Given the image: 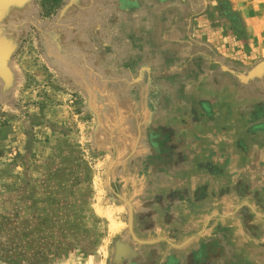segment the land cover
<instances>
[{
    "label": "crops",
    "instance_id": "crops-1",
    "mask_svg": "<svg viewBox=\"0 0 264 264\" xmlns=\"http://www.w3.org/2000/svg\"><path fill=\"white\" fill-rule=\"evenodd\" d=\"M228 1L237 52L218 0H0V72L45 66L131 119L110 264H264V0Z\"/></svg>",
    "mask_w": 264,
    "mask_h": 264
},
{
    "label": "rangeland",
    "instance_id": "rangeland-1",
    "mask_svg": "<svg viewBox=\"0 0 264 264\" xmlns=\"http://www.w3.org/2000/svg\"><path fill=\"white\" fill-rule=\"evenodd\" d=\"M217 10L207 21L234 29L237 52L248 22L228 0ZM17 64L0 72V264H110L139 185L131 119L45 66Z\"/></svg>",
    "mask_w": 264,
    "mask_h": 264
}]
</instances>
